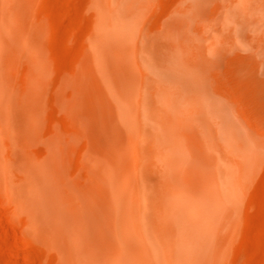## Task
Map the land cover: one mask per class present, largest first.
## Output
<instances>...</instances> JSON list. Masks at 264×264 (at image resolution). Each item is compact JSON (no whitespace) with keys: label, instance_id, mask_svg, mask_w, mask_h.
Returning <instances> with one entry per match:
<instances>
[{"label":"bare ground","instance_id":"1","mask_svg":"<svg viewBox=\"0 0 264 264\" xmlns=\"http://www.w3.org/2000/svg\"><path fill=\"white\" fill-rule=\"evenodd\" d=\"M87 1L86 59L49 101L38 0H0L12 214L54 264H234L264 134L217 74L235 56L264 76V0ZM54 99L68 134L43 133Z\"/></svg>","mask_w":264,"mask_h":264},{"label":"rangeland","instance_id":"2","mask_svg":"<svg viewBox=\"0 0 264 264\" xmlns=\"http://www.w3.org/2000/svg\"><path fill=\"white\" fill-rule=\"evenodd\" d=\"M41 3H43V5ZM37 6H39V11H41L40 19L43 24L45 38L41 48L43 49V58L45 56L43 60L44 63L48 62L47 65H44L48 67L46 68L51 74V76L48 75V73L46 76L44 75V81L47 82L46 84L51 82V85L48 87L49 91L54 87V85L52 86V82L54 83L55 80L54 78L57 79L58 76L61 77L58 78L59 80L57 79L59 82L56 80L58 83L55 81V83H57L55 89L51 92L45 90V94L50 96V93H53L55 95V97H53L58 100L59 97L56 98L57 95L59 96L58 92L62 94V89L60 88H62L63 82L61 79H63V76L68 73L80 71L79 69H81V65L86 59V38L87 32H89L91 27V17L87 9L88 1L38 0ZM238 61V57L236 58L235 56L234 58H227L223 61L224 63H221L220 66L224 69L221 68L222 72L217 74V77L219 75L218 80H220L221 87L224 88L228 94L230 92V95L233 96L234 99L236 98L235 101H237V105L241 110H244L242 113L248 117L251 126L254 129L257 127L256 129L264 134V76L261 74L258 76L256 71L253 72V69H255L254 62L252 63L254 65L251 63L249 65L251 66L249 70L250 72L252 70V73L248 72L247 77L242 75L243 73L240 71L242 65L240 66L239 64L241 60L240 62ZM48 64H50L53 69L50 65L48 66ZM52 71L55 73L53 72V74ZM54 91H58L57 94ZM48 96L46 97L48 98ZM51 96L48 98L49 101L53 99ZM55 99L54 101L51 100L50 105L48 104L50 113L54 112V114L51 113L53 116L50 115L47 109L44 113L46 115L48 114V116L44 117L42 115V130H44V128L46 129V127H44L46 124V126H48L47 129L49 130L50 128L49 131L46 129L47 134H68L70 133L69 131H71L70 116L61 106L60 108L58 107L60 104L59 102L57 103ZM52 101L54 105L58 104V106L56 105L57 108L52 105ZM51 105L53 109L50 107ZM54 109H59V111L57 110L58 112L55 113L56 110ZM58 116L62 117L59 119ZM67 120L68 123H66ZM48 122L51 123L49 124ZM62 122H65V124ZM59 123L65 127L63 130L62 125ZM43 133H45V130ZM77 142L76 145L72 144V147L74 146L76 149L74 150L75 153L76 151H80L77 150V148H79L78 144H82V139L77 138ZM74 159H77V157H74ZM262 170V174L260 173L261 176L259 175L256 177L249 190L243 212L245 213L243 214L244 225L232 250V255H235V258H233L234 255L232 256L234 264H264V169ZM6 197V191L2 188L0 183V264H54L58 256L56 252L51 248L40 245L35 239L29 238L23 232L19 219L12 214L10 205L5 200ZM237 242L238 245L236 244Z\"/></svg>","mask_w":264,"mask_h":264}]
</instances>
